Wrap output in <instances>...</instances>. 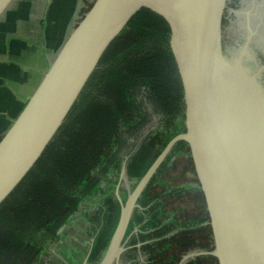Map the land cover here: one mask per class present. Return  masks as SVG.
Segmentation results:
<instances>
[{
    "label": "trees",
    "instance_id": "obj_1",
    "mask_svg": "<svg viewBox=\"0 0 264 264\" xmlns=\"http://www.w3.org/2000/svg\"><path fill=\"white\" fill-rule=\"evenodd\" d=\"M169 38L162 16L142 7L109 44L53 138L0 204V264H35L77 213L94 236L88 260L99 261L119 216L114 190L124 156L133 186L185 130ZM178 154L191 158L185 141L173 146L142 191L125 232L136 228L131 243L141 242L145 264H177L188 252L214 248L199 180L176 183L167 176ZM209 263L217 258L199 254L185 264Z\"/></svg>",
    "mask_w": 264,
    "mask_h": 264
},
{
    "label": "water",
    "instance_id": "obj_2",
    "mask_svg": "<svg viewBox=\"0 0 264 264\" xmlns=\"http://www.w3.org/2000/svg\"><path fill=\"white\" fill-rule=\"evenodd\" d=\"M12 0H0V14ZM225 0H94L60 46L0 139V204L29 172L77 100L112 40L142 7L162 16L182 82L185 130L171 137L125 199L121 162L119 216L96 264H118L137 200L178 141L190 148L210 217L218 264H264V86L246 63L247 42L229 57L221 38ZM82 264H88L93 245Z\"/></svg>",
    "mask_w": 264,
    "mask_h": 264
},
{
    "label": "crops",
    "instance_id": "obj_3",
    "mask_svg": "<svg viewBox=\"0 0 264 264\" xmlns=\"http://www.w3.org/2000/svg\"><path fill=\"white\" fill-rule=\"evenodd\" d=\"M94 0H12L0 14V139Z\"/></svg>",
    "mask_w": 264,
    "mask_h": 264
},
{
    "label": "flooded vegetation",
    "instance_id": "obj_4",
    "mask_svg": "<svg viewBox=\"0 0 264 264\" xmlns=\"http://www.w3.org/2000/svg\"><path fill=\"white\" fill-rule=\"evenodd\" d=\"M221 38L225 53L237 56L247 42L246 63L255 72L264 65V0H225L221 19ZM264 86V67L260 71ZM133 229L123 239L118 264H142L141 242L131 243ZM137 248L136 250H131ZM195 252H198L197 250ZM197 256V255H196ZM146 257V256H145ZM92 261L88 260V264Z\"/></svg>",
    "mask_w": 264,
    "mask_h": 264
},
{
    "label": "rangeland",
    "instance_id": "obj_5",
    "mask_svg": "<svg viewBox=\"0 0 264 264\" xmlns=\"http://www.w3.org/2000/svg\"><path fill=\"white\" fill-rule=\"evenodd\" d=\"M171 165L170 170L168 169L167 176L175 180L176 183L188 179H192L193 181L198 179L192 157L190 158L182 154L175 155ZM134 185L132 186L131 180L127 184L124 182L121 183L120 187L122 189L124 199L126 198L127 193L132 190ZM94 210L95 207L93 206L88 208L89 213H92ZM91 239L92 230L89 223L81 218L77 213L70 223L64 228L59 239L45 249L40 259L35 264H82V261L89 249ZM195 251L188 252L183 256L189 255ZM183 256L177 264H185L190 258L194 257H188L183 261ZM140 257L142 264H145L147 261L146 257L143 255ZM96 263L97 262H91L90 264Z\"/></svg>",
    "mask_w": 264,
    "mask_h": 264
}]
</instances>
